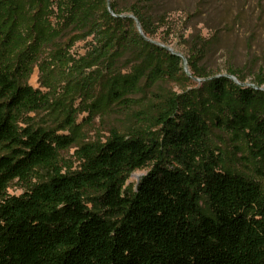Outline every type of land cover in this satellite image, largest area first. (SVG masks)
<instances>
[{
  "label": "trees",
  "instance_id": "obj_1",
  "mask_svg": "<svg viewBox=\"0 0 264 264\" xmlns=\"http://www.w3.org/2000/svg\"><path fill=\"white\" fill-rule=\"evenodd\" d=\"M112 7L118 12V2ZM130 10L146 33L153 31L150 18L136 6ZM124 39L101 46L108 52L102 62L93 55L97 65L107 63L112 75L111 62L122 46L138 55L147 48L134 27ZM210 47L209 41L196 40L190 58L194 73L204 70L199 61ZM153 48L149 50L165 52ZM168 56L172 64H156L150 80L182 71L179 58ZM18 77L15 70L0 66V264H264L263 185L220 171L213 163L197 167L208 125L198 111L182 112L175 92L153 99L152 108L141 113L146 129L82 144L79 168L65 169L60 150L72 139L31 124L28 113L41 109L44 95ZM255 81L263 84L264 74ZM213 83L222 102L231 98L230 91L245 105L260 95L228 77ZM116 85L113 80L108 95L124 101L126 95ZM253 118L264 153V114ZM157 126L162 139L154 137ZM168 153L180 166L169 164ZM147 165L150 171L137 190L126 189L131 172ZM15 181L24 187L22 194H9ZM201 194L209 196L213 216L203 212Z\"/></svg>",
  "mask_w": 264,
  "mask_h": 264
},
{
  "label": "rangeland",
  "instance_id": "obj_2",
  "mask_svg": "<svg viewBox=\"0 0 264 264\" xmlns=\"http://www.w3.org/2000/svg\"><path fill=\"white\" fill-rule=\"evenodd\" d=\"M132 6L150 18L152 32H145ZM133 27L147 48L138 55L122 46L111 62L112 75L107 63L97 65L93 55L102 62L108 57L103 45L124 42V34ZM201 39L211 47L199 61L204 70L194 73L192 48ZM153 47L165 52H151ZM168 54L179 58L182 71L150 80L156 64H172ZM0 66L15 70L23 83L43 93L44 105L28 116L33 126L72 139L60 150L65 169L79 168L82 144L103 143L114 132L146 129L141 113L152 108L154 100L175 92L182 112L198 111L208 125L197 167L213 163L220 171L244 175L264 187V153L253 128V116L264 114V83L255 81L256 75L264 74V0H0ZM220 77L259 90L260 95L249 105L231 91L228 102L219 101L213 80ZM113 80L126 95L124 101L108 95ZM153 130L154 137L162 139L161 127ZM166 159L180 166L174 155L168 153ZM150 168L132 171L125 188L137 190ZM23 188L15 181L8 192L19 195ZM199 203L205 214L214 215L208 195L201 194Z\"/></svg>",
  "mask_w": 264,
  "mask_h": 264
}]
</instances>
